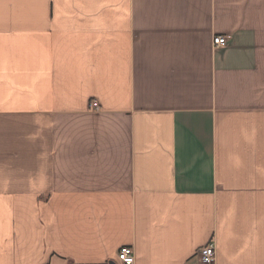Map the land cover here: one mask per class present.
Returning a JSON list of instances; mask_svg holds the SVG:
<instances>
[{"label":"crops","instance_id":"crops-1","mask_svg":"<svg viewBox=\"0 0 264 264\" xmlns=\"http://www.w3.org/2000/svg\"><path fill=\"white\" fill-rule=\"evenodd\" d=\"M209 243L264 264V0H0V264Z\"/></svg>","mask_w":264,"mask_h":264},{"label":"built area","instance_id":"built-area-1","mask_svg":"<svg viewBox=\"0 0 264 264\" xmlns=\"http://www.w3.org/2000/svg\"><path fill=\"white\" fill-rule=\"evenodd\" d=\"M228 42L229 38L227 36L216 35L213 38V45L217 49L226 47ZM92 107L96 110L99 109L96 104H93ZM216 257L217 252L214 243L202 247L197 253L198 264H216ZM117 262L120 264H135L134 249L132 247L121 248L117 255Z\"/></svg>","mask_w":264,"mask_h":264},{"label":"water","instance_id":"water-1","mask_svg":"<svg viewBox=\"0 0 264 264\" xmlns=\"http://www.w3.org/2000/svg\"><path fill=\"white\" fill-rule=\"evenodd\" d=\"M110 264H117V263H114V262H113V263H110Z\"/></svg>","mask_w":264,"mask_h":264}]
</instances>
